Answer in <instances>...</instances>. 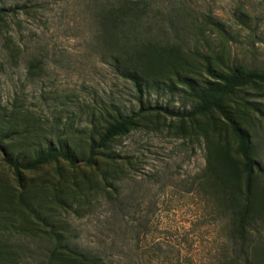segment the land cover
<instances>
[{"label":"rangeland","instance_id":"obj_1","mask_svg":"<svg viewBox=\"0 0 264 264\" xmlns=\"http://www.w3.org/2000/svg\"><path fill=\"white\" fill-rule=\"evenodd\" d=\"M174 1L187 9L189 27L182 37L193 62L199 64L213 52L225 66L264 70V0ZM24 3L37 9L12 24L24 49L18 66L5 62L0 42V102L22 104L43 130L64 134L62 142L80 163L71 167L63 161L49 162L25 171L21 187L0 151V205L18 212L22 189L40 203L51 202L75 244L107 260L121 255L138 264H191L190 259L193 264H209L223 243L226 218L217 205L219 190L199 178L209 164L218 167L240 160L230 125L214 111L180 118L149 110L96 156V168L86 166L89 125L100 107L113 102L130 113L141 105L130 83L100 57L93 0H0V8ZM209 13L223 23L224 35L203 27L198 34L200 21ZM37 53L47 61L41 76L30 78L26 58ZM219 63L216 66L224 69ZM191 104L180 90L151 91L143 106L188 112ZM230 107L239 125L251 133L254 158L264 167V89L242 90ZM51 138L47 134V141ZM39 145L41 141L26 138L7 148L15 156L27 146ZM112 152L121 157L126 172L116 185L115 200L116 192L100 176L105 171L100 154ZM56 196L66 204L57 203ZM261 234L264 239V230ZM28 258L38 264L35 246Z\"/></svg>","mask_w":264,"mask_h":264},{"label":"trees","instance_id":"obj_2","mask_svg":"<svg viewBox=\"0 0 264 264\" xmlns=\"http://www.w3.org/2000/svg\"><path fill=\"white\" fill-rule=\"evenodd\" d=\"M95 40L101 59L113 73L130 83L135 99L140 103L137 111L125 112L118 104L100 107L98 115L90 122L85 165H98L96 156L103 153L112 140L127 134L137 118L149 110H161L180 118H191L214 111L231 127L236 138V163L226 161L218 167L207 165L199 178L219 190L217 205L226 218L225 236L217 248V255L209 264H264V167L253 155L251 133L243 129L231 111V103L246 88L264 89V70H249L241 66L223 65L217 53L201 63L190 58L182 37L189 27L187 12L174 0H93ZM34 4L0 8V42L5 62L18 66L24 58L23 46L12 32L21 15L36 11ZM243 15L244 10L238 8ZM201 27L225 34L223 23L207 14L199 23ZM47 58L32 54L26 58V73L30 78L41 76ZM225 66L219 69L216 63ZM223 68V67H222ZM191 75H196L197 80ZM181 91L191 99V109L173 111L149 105L143 106L144 97L151 91L173 93ZM253 110H261L245 102ZM31 110L22 104L0 102V151L3 161L12 169L21 187L25 171H32L49 162L63 161L71 167L80 163L78 155L69 144L62 142L64 134L43 130ZM47 134L51 140L47 141ZM70 135V134H69ZM41 141L35 148H23L15 156L7 147H15L24 139ZM55 138L58 141L55 142ZM105 171L101 182L117 194V187L126 172L121 167V157L112 152L100 154ZM128 164H130L128 162ZM200 184V183H199ZM117 185V187H116ZM57 203L66 204L58 196ZM118 200V199H117ZM18 209L10 210L0 205V264H31L28 255L31 246L37 249L38 264H138L121 255L107 260L97 251L80 248L71 238L69 229L57 213V207L40 203L36 197L22 189L18 195ZM32 258V256H31ZM193 264V260H189Z\"/></svg>","mask_w":264,"mask_h":264}]
</instances>
